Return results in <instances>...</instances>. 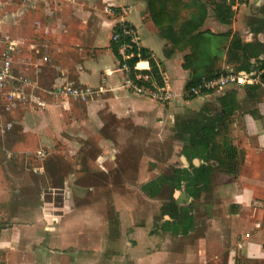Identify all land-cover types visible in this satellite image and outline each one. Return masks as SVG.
<instances>
[{
	"label": "crops",
	"instance_id": "0c3cea01",
	"mask_svg": "<svg viewBox=\"0 0 264 264\" xmlns=\"http://www.w3.org/2000/svg\"><path fill=\"white\" fill-rule=\"evenodd\" d=\"M178 1L166 0L169 6L176 8L175 18L178 20L172 19L160 26L152 19V7L147 0H11L7 4L12 5L10 13H4L7 6L0 13V30L15 42L11 51L12 61L20 45L24 44L31 49V57L21 59L23 69H37L49 64L51 56L55 59L56 75L47 86H41L36 80L37 87H24L20 93L21 103L12 106L9 111L26 104L35 113L49 108L51 118H43L41 128L44 134L38 137L66 140L68 145L72 144L68 149L72 152L63 153L77 157L83 153L77 137L86 139L85 128L102 125V115L127 119L134 126L152 125L158 129L167 126L174 132L176 118H198L202 107H211L223 116L224 123H220V128L226 132L228 141L238 153L237 173H223L219 181L220 194L232 207L228 214L233 220L230 228L240 227L239 233L234 236L236 246L245 251L247 257L260 255L264 249V230L259 228V221L254 220L259 215L264 216V78H257L251 84L228 86L220 91L185 97L183 86L190 70L184 68L182 62L189 47L185 43L187 34L179 32L177 26L187 20L196 5L191 0ZM206 10L201 30L212 34L229 32L228 42L234 33L239 34L244 42H256L261 51L257 57L246 60L252 64H256V59L264 61V0H232L231 19L226 23L218 21L209 6ZM8 16L15 25L13 34L4 27ZM123 20L135 27L139 44L149 55L142 57L138 66L150 68L151 58L161 79L175 90V96L169 102H156L121 87L122 74L113 70L118 56L113 51L110 34ZM166 29H174V32L168 35ZM23 30H26L25 35ZM175 43L172 52L166 54L165 50ZM216 66L221 72L236 70V63L226 60L225 51ZM60 85L90 86L99 91L85 100L62 98L49 92L51 87ZM223 95L228 98L220 99ZM76 103L80 106L75 107ZM65 111L68 120H63L66 124L62 126L60 115ZM69 127L82 129L83 133L71 136L62 131ZM99 139L98 146L106 147V150L102 154L97 153L93 163L107 170L110 167L108 153H113L115 148L102 140L108 138ZM49 164L46 166L49 167ZM77 168L78 164L69 168L66 177L61 178L59 191L63 193V198L56 204L43 198L34 200V197L24 195L13 196L8 189L7 177L0 175V264H173L170 249H165L167 254H162L159 249H148L149 245L144 244L141 238L144 230L140 225L133 226L136 244L126 242L120 245L109 241L108 235L115 231V226L106 200L102 198L87 204H75L71 194L65 196L74 183H79L73 178ZM33 169L40 173L45 170V164ZM87 189H92V185H87ZM124 214L119 212L120 220L126 219ZM251 217H255L254 220ZM120 222L119 231H124L126 222Z\"/></svg>",
	"mask_w": 264,
	"mask_h": 264
},
{
	"label": "rangeland",
	"instance_id": "374dc122",
	"mask_svg": "<svg viewBox=\"0 0 264 264\" xmlns=\"http://www.w3.org/2000/svg\"><path fill=\"white\" fill-rule=\"evenodd\" d=\"M11 6L8 5L4 13H10ZM4 27L9 33H15V25H12L10 16L7 17ZM23 34H26V30H23ZM44 50L51 53L48 49ZM29 57L31 49L24 44L20 45L13 56L14 70L24 72L30 80H37L43 87L47 86L49 80L56 75L53 64L55 59L50 56L49 64L37 69L27 67L25 70L22 60ZM74 105L80 106L77 103ZM67 116L66 111L61 113L62 126L66 124L63 120H68ZM101 117L102 125L95 124V128L84 129L87 132L86 139L77 137L83 153L77 157L71 154L69 157L63 153L72 152L68 150L72 144L68 145L66 140L38 137L44 134L41 128L43 118H51L49 108L36 113L29 104L17 107L11 112L0 108V175L7 177L8 189L12 195L34 197V200L43 198L56 204L63 198V193L59 191L61 178L66 177L69 168L78 164L77 170L73 172L77 174L73 178L79 183H74L65 196L71 194L75 204L105 199L115 226V231L108 235V240L112 243L136 244L137 236L132 233L133 226L140 225L144 230L141 238L144 239V244L149 245L148 249H159L162 254H167L165 249H170L173 264H264V249L260 255L247 257L245 251L236 246L234 236L239 233L240 227L233 230L230 228L233 220L228 214L232 207L227 205L226 198L220 194L219 189L222 172L217 169L212 171L210 181L199 198L187 196L183 188L171 192L166 187L153 197L140 189L143 182L157 174L169 171L172 166L184 165L181 148L186 139H176L174 132L167 126L162 129L153 128L152 125L141 127L134 126L127 119H115L106 114ZM7 122L11 123L9 130L4 129ZM62 131L71 136L83 133L82 129L73 127ZM101 137L108 138L102 140L115 148L113 153H108L110 167L107 170L93 163L96 154H102L106 150V147L98 146ZM38 150L44 151L45 157L38 158ZM189 163L187 159L186 165ZM40 164H45V170L40 173L33 171ZM89 184L92 189H87ZM170 194L179 204L190 203L193 206L194 226L189 233L180 234L179 227H175L174 231L161 229L166 216L161 215L160 207L169 200ZM115 199L118 201L113 203L112 200ZM119 212H124L126 219L120 220ZM244 215L246 223L247 213ZM251 218L254 220L255 217ZM120 221L126 222L124 231H119ZM142 221L145 222L140 224ZM254 221H259V228L264 230V216L259 215Z\"/></svg>",
	"mask_w": 264,
	"mask_h": 264
},
{
	"label": "trees",
	"instance_id": "16d2710c",
	"mask_svg": "<svg viewBox=\"0 0 264 264\" xmlns=\"http://www.w3.org/2000/svg\"><path fill=\"white\" fill-rule=\"evenodd\" d=\"M151 9V17L157 25H166L172 19H176V8L169 6L166 0H147ZM232 0H191L196 8L190 12L187 20L178 23L177 30L182 34H187L185 39L189 51L184 54L182 66L190 70V75L183 86V90L198 82L201 78H210L221 73L216 66L220 55L225 51L226 60L236 63V70L250 72L255 69L264 68V61L256 59V64L249 62V57H257L261 51L256 42H244L239 34L234 33L229 42V32L224 34H212L208 30H201L202 23L209 6L214 17L220 22H229L231 19ZM154 3V5H153ZM159 4L158 6H156ZM173 13L175 16L173 18ZM259 22V21H257ZM167 34H172L174 29H166ZM162 34L165 30L161 29ZM207 36L208 38H206ZM177 43L172 44L171 48L165 50L166 54L172 52ZM174 46V47H173ZM116 53V48L112 46ZM143 58L148 57V53L141 48ZM202 58V59H199ZM138 59L132 57L128 60L129 64H134ZM150 70L156 80L160 83L161 77L157 67L150 58ZM243 62V63H242ZM239 63V64H238ZM264 78V75H261ZM185 97H193L186 95ZM220 99H227L223 95ZM223 103H225L223 101ZM199 117H178L175 119L173 127L175 137L186 139L182 146V154L190 161L187 167L172 166L169 171L162 172L156 177L142 183L140 189L147 195L153 197L160 193L164 188L169 187L171 192L174 189L184 188L190 197L199 198L205 190L206 184L210 181L211 173L214 169L225 174L237 173L239 161L235 146L228 141L226 132L220 128V123H224L222 115H218L209 107H202ZM193 158L200 160L198 165L192 162ZM162 215H168L169 219L162 222L163 230H171L173 224L180 228V233L185 234L193 229L194 218L192 214V204L178 205L172 194L169 200L161 205ZM176 229V228H175Z\"/></svg>",
	"mask_w": 264,
	"mask_h": 264
},
{
	"label": "built area",
	"instance_id": "2783aa9c",
	"mask_svg": "<svg viewBox=\"0 0 264 264\" xmlns=\"http://www.w3.org/2000/svg\"><path fill=\"white\" fill-rule=\"evenodd\" d=\"M11 0H0V13ZM1 23V18H0ZM110 41L116 48L118 63L114 71L122 74L121 87L125 90L148 97L156 102L166 103L175 96V90L163 79L159 83L150 68L139 67L142 59L141 46L135 27L127 21H120L110 34ZM15 42L4 36L0 30V108L9 111L12 106L21 103V90L27 86L37 87L28 76L15 72L11 51ZM136 57L138 60L130 65L128 60ZM264 75V68L243 72L242 70L225 69L216 76L201 78L198 82L183 90V95L200 96L209 92L220 91L228 86L251 84ZM90 86H53L49 92L55 96L79 98L85 100L98 92ZM100 91H102L100 89ZM11 128V123H5V130ZM44 152L37 151L42 158Z\"/></svg>",
	"mask_w": 264,
	"mask_h": 264
},
{
	"label": "flooded vegetation",
	"instance_id": "af4514ba",
	"mask_svg": "<svg viewBox=\"0 0 264 264\" xmlns=\"http://www.w3.org/2000/svg\"><path fill=\"white\" fill-rule=\"evenodd\" d=\"M181 152H182V148H181ZM183 157L186 159V163H187V158H186L185 156H183ZM183 157H182V158H183ZM195 159L198 161L197 163H194V160H195ZM192 160H193L192 162H193L194 164H196V165H198V164L200 163V160H198L197 158H193ZM182 162H183V161H182ZM183 163H184V162H183ZM186 163H184L183 166L187 167V166L189 165V164L186 165ZM183 166H180V167H183ZM175 167H177V166H175ZM161 173H162V172H161ZM159 174H160V173H159ZM157 175H158V174H157ZM157 175H156V176H157ZM156 176H154V177H156ZM154 177H153V178H154ZM151 179H152V178H151ZM149 180H150V179H149ZM145 182H146V181H145ZM143 183H144V182H143ZM181 188H183V187H181ZM181 188H180V189H181ZM180 189H174V190L176 191V190H180ZM183 190H184V188H183ZM184 193L186 194L185 191H184ZM186 195H187V194H186ZM172 196H173V195H172ZM187 196H188V195H187ZM150 197H151V196H150ZM189 197H190V196H189ZM173 198H175V197L173 196ZM176 203H177L178 205H186V204H179L178 202H176ZM161 215H162V214H161ZM162 216H164V217L166 216V217L163 219V221L166 220V219H169V216L166 215V214H165V215H162ZM172 227H173V228H172L171 230L174 231V229H175L174 224H173ZM161 229H162V228H161ZM166 231H170V230H166ZM190 231H191V230H190ZM190 231H189V232H190ZM189 232H187V233H189ZM179 233H180V231H179ZM180 234H182V233H180ZM185 234H186V233H185Z\"/></svg>",
	"mask_w": 264,
	"mask_h": 264
},
{
	"label": "water",
	"instance_id": "95a60500",
	"mask_svg": "<svg viewBox=\"0 0 264 264\" xmlns=\"http://www.w3.org/2000/svg\"><path fill=\"white\" fill-rule=\"evenodd\" d=\"M242 71L245 72L244 70H242ZM182 161H183L184 163H186V159H185L184 157L182 158ZM197 162H198V161L195 159V160H194V163H197Z\"/></svg>",
	"mask_w": 264,
	"mask_h": 264
}]
</instances>
